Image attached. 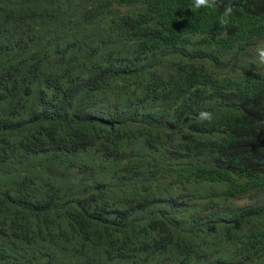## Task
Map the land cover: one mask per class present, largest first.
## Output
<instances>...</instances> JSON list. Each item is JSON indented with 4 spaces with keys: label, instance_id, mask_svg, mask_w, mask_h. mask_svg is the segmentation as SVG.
<instances>
[{
    "label": "trees",
    "instance_id": "obj_1",
    "mask_svg": "<svg viewBox=\"0 0 264 264\" xmlns=\"http://www.w3.org/2000/svg\"><path fill=\"white\" fill-rule=\"evenodd\" d=\"M193 5L0 0V264H264V0Z\"/></svg>",
    "mask_w": 264,
    "mask_h": 264
},
{
    "label": "clouds",
    "instance_id": "obj_2",
    "mask_svg": "<svg viewBox=\"0 0 264 264\" xmlns=\"http://www.w3.org/2000/svg\"><path fill=\"white\" fill-rule=\"evenodd\" d=\"M194 8H208L212 9L218 7V0H194ZM232 14L231 6L226 5L224 7L223 15L220 17V23L227 24V17ZM257 58L261 64H264V46H258L256 48ZM199 118L201 121L211 122L213 119V114L209 111H201L199 113Z\"/></svg>",
    "mask_w": 264,
    "mask_h": 264
}]
</instances>
